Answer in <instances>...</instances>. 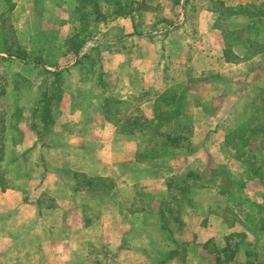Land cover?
Listing matches in <instances>:
<instances>
[{
	"label": "rangeland",
	"instance_id": "374dc122",
	"mask_svg": "<svg viewBox=\"0 0 264 264\" xmlns=\"http://www.w3.org/2000/svg\"><path fill=\"white\" fill-rule=\"evenodd\" d=\"M15 1L19 6L16 26L24 46L32 53L50 52L49 62L67 71L61 80V91L51 88L48 94L54 96L50 101L54 121L39 134L52 133L41 139L44 146L39 144L34 151L23 154L18 164L10 165L19 171H11L8 177L16 176V184L29 191L31 177L45 176L44 188L68 202L78 201L85 216H78L82 233L73 234L69 254L63 255L61 249V255L54 261L50 246L70 236V230L76 229L71 225L74 221L69 222V230L64 229L60 214L35 216L24 207H4L0 197V264H136L142 254L141 264H231L230 250L219 252L214 243L208 244L207 261L201 256L204 251L188 250L201 229H209L214 242L221 247L231 236L228 237L231 245L237 243L236 248L241 251L236 256L239 260L244 259L246 250L264 262V233L258 242L253 237L264 227L261 185L264 180L248 176L243 170L248 152L254 147L240 150V156L237 153L232 156L235 151L228 155L218 150L225 132L238 128L249 117L253 94L250 90L260 84L264 86V57L242 64L227 62L224 30L241 26V38H258L264 45V17L257 21L252 14L236 13L243 7L264 9V0H184L186 13L181 19L178 15L182 8L171 0H143L140 5L134 4L138 8L134 15L141 29L136 31L139 36L135 38L124 37L125 32L132 31L131 20L111 15L116 6L107 0L100 4L108 20L102 17L97 20L92 15L89 23L75 11L79 0ZM129 2L122 0L125 6ZM7 5L14 4L11 1ZM231 8L236 11H229ZM210 9L219 14L214 27L216 14L208 13ZM180 20L183 25L168 29V25ZM142 32L149 35L144 33L141 37ZM73 37L76 41L84 40L83 45L95 39L97 46L76 61ZM243 39L235 49L246 56L251 49ZM136 52H147L149 61L140 60ZM26 68L23 63L8 66L0 62V110L5 113L7 103L20 99L25 106L24 120L21 130L17 125L14 131L25 143H32L37 133L32 132L31 125L40 119L34 118L31 103L37 100L36 91L42 80L53 82L55 76L38 74L36 70L24 76ZM18 72L19 78L15 76ZM221 72L225 77H221ZM102 78L108 83L106 91L100 83ZM11 80L18 84L21 97L16 98L14 92L8 91ZM31 84L32 89L26 92L24 89ZM176 88L188 90L190 97L182 103L183 112L179 114L171 107L176 102L169 99L170 95L175 96ZM44 104L40 105L39 118ZM171 111L173 115L167 116ZM2 117L7 118V114ZM190 118L193 125L185 132L190 135L189 145L177 148L163 145L160 156L141 158L147 160L144 165L138 162L137 154L145 149L154 147L161 152L160 143L152 140L153 135L173 132L180 122ZM137 120L138 125H132ZM10 123L6 129L5 124L3 128L0 126V138L13 130ZM259 140L256 147L260 148L264 139ZM11 158L12 155L10 164ZM226 161L229 171L227 167L224 169ZM188 168L201 172L200 183L207 184L210 191L193 189L194 185L184 190L181 182L179 187H169L174 182L170 179L174 176L177 182V174L181 178ZM81 169L113 176L118 184L113 198L74 197L71 189L76 179L70 171ZM234 175L246 181L236 196L248 199L244 207L228 204L222 193L232 191L226 178ZM173 196H181V203ZM135 211H143L144 216H134ZM162 212L166 216H161ZM237 223L236 228L230 227ZM165 225L170 232L162 228ZM25 226L34 227L25 238L21 241L18 238L11 245ZM241 229L253 233L251 241ZM109 240H116V250ZM173 258L174 262H168Z\"/></svg>",
	"mask_w": 264,
	"mask_h": 264
},
{
	"label": "crops",
	"instance_id": "0c3cea01",
	"mask_svg": "<svg viewBox=\"0 0 264 264\" xmlns=\"http://www.w3.org/2000/svg\"><path fill=\"white\" fill-rule=\"evenodd\" d=\"M11 1L14 4L12 7L7 5V2L11 3ZM134 1H136V3L138 5H140L143 2V0H134ZM16 2L17 1H15V0H0V62H4L8 66L9 65H13V63L14 64L15 63H17V64L23 63L24 65L27 66V68L25 70V73H23L24 76H26L27 74H29L31 72H36V71H38V74H50V75H53L51 72H54V71H63L65 73L67 71L66 68L63 67V66H60L59 64L50 65V64H46L44 62L43 63H36V61H34L31 57L29 59H22V58H19V57L15 56L13 54L14 50H16L18 45H24L25 44V42L21 40V38L19 36L18 27L16 26V24H17V22L15 20V18H16V10L19 9V6L17 5ZM183 3H184V0H181L180 6H177V7H181L182 8V11L179 12L178 19L179 18L180 19L183 18L185 13H186L185 12L186 7H185V5ZM182 4L184 6H182ZM46 9H47V6H46ZM36 12H37V10H36ZM207 12L211 13L212 15L216 14V16L213 18V22H212V25H213L212 27H214V19H218V15L219 14L217 15V13H216L217 11L216 10H212V9L208 10ZM136 17H137L136 15H134V17L131 16V15L122 17V18H129L131 20V25H132V31L130 33H126L125 32L124 37H126V38H135V37L139 36V34L136 32V29L139 28V24H138L139 22H137ZM6 18H7V21H5ZM9 18H12V20L10 21ZM216 21L217 20H215V22ZM177 24L183 25V20H180L179 22L172 23V25H168V29H175L177 26H179ZM175 25H177V26H175ZM160 32H162V31H160ZM144 33L143 32L140 33L141 37L146 34V33L145 34ZM155 33H158V31L155 32ZM146 35H149V34H146ZM242 41H243V43L248 44V46L250 47V44L248 42H246L244 39ZM94 43H96L95 39L94 40L90 39L87 43H85L82 46V48L80 49L79 53H76V55L78 56L76 61H78L81 57L85 56L90 49H92L95 46H97V44L95 45ZM235 48H236V46H234V50H235L236 55L238 57H233L234 59L229 60V61L226 59V61L229 62V63L242 64V63H246V62H251V61H253L254 59H256V58H258L260 56L264 57V52H260V51H258V49H252L250 47V49H251L250 53L247 54L246 56H241L239 53H237ZM136 53H137V56L140 57V60L149 61L148 60V56H147V52H136ZM118 54H120V53H114L115 56H117ZM63 56H68V55L64 54ZM224 56H225V54H224ZM60 59H62V57H60ZM151 59H153V58H151ZM8 69H10V68L8 67ZM19 73L20 72L15 74V76L17 78H19L18 77ZM220 74H221L222 78L225 77V74H223L222 72ZM211 76H212V74L209 75V77H211ZM13 77H14V73L11 72V78H13ZM15 80L9 81V85H11V89H8V91L14 92L15 93V97L19 98L22 95V91H20L19 86L15 82ZM100 83H101V86L104 88V91H106V88L108 87V83L105 82L103 80V78L100 81ZM32 85L33 84H31L27 89H24V90L26 91V90L32 89ZM51 88H53V82H50L47 79H45V81L42 80L41 84L38 86V89L36 91L37 100L34 102V104L31 103V106H30L31 109H32V106L34 105V108L32 109L33 113H34V118L35 119H40L38 122H34L31 125L32 132L33 133H35V132L37 133V134L35 133L36 136L34 137L35 139H34V141L32 143L31 142H28V143L26 142L25 143V139L23 140V138H21L20 134L18 135L14 131L16 129L17 125H18V130H21V128H22L21 124H22V122L24 120V109H25V106L22 104V102L21 103L19 102L20 99L14 100L11 104L7 103L8 104L7 105L8 108L5 110V114H7V118H5V122H4L5 129L8 127L9 121L12 120L11 118H12V114L13 113H11V110L14 109V111H15V110H18L20 108L21 112H20L19 119L16 120V124L17 125L15 127H13V122L12 121L9 124L10 128H13V130H8L6 132V134L3 136V138H0V140L4 143V152H5L3 160L0 161V168H2V169H0V171H2L1 175H0V179L2 178L1 179L2 181L0 180V197L2 198V205H4V207L5 206H11V208H14V209L24 207V209H27L28 211L32 210L34 212V214H36L35 216L42 217V216H45V215H49L50 213H54L56 215L60 214V216H61L60 217V222L62 221V224L65 227L64 229H68L69 228V222L71 223V220L74 221V224H71V225H73L76 229L70 230V236H68V238H65L64 242H60V243H58L56 245H51L50 246L52 254L54 256L53 260L55 261L61 255V253H62V251H60L61 249L64 250L63 251V255H65V253L69 254V249H70V246L72 245L73 234L75 232H78V233H76V235L79 236L80 233H82V228H81L82 225L80 223V219H79L80 217H78V216H85V214H84V211L82 210V208L79 206V202L78 201H71V202L69 201L68 202L67 200H65V198H61V197H58L55 194L49 193L44 188L43 179H44L45 176H42L41 179L40 178L37 179V178H32L31 177V181H30V185L31 186H30V188H28L29 191L24 190L25 187L22 188V186H20L22 184H20V185L16 184V181H17L16 176H13L11 178L8 177V174L11 171H13L15 173H17L19 171V169H12V167H15V166H12L10 168V165L18 164L19 161H20L19 159L22 157L23 154L29 153L31 151H34L38 147L39 144L44 146L45 142L43 144L41 139H47L45 136L52 133V131H48L43 136H41L39 134V132L42 131L44 129L43 127L46 126L47 124L42 119V113L40 115V118H39V115H38L40 105L43 102L44 93L49 91ZM261 89H264L263 84L257 85V86H255L254 88H252L250 90V91H252L251 93H253V94H252V96L250 98V102H249L250 109H251L249 117L240 126H238V128H236L234 130H228V132H225L224 138H222V143L220 144V147L218 149L219 151H221V152L225 151V152H227L228 155H230L229 154V149L227 147L228 139H229L230 135L237 136L239 134L238 130L242 127V125H244L251 118V114H252L253 107H254L253 101H254V99L257 96L256 94ZM8 91L6 90L5 93L7 94ZM184 91H185L186 97L190 98L189 95H188L189 91L188 90H184ZM179 92H181L180 88H176L174 90V93H179ZM38 105H39V107H38ZM104 110H105V106H104ZM51 115H52V113H51ZM263 116H264V111H263L262 117L259 116V118H257V120H256V123H258V125L264 123ZM53 117L54 116H52V120L54 119ZM216 117H218V116H216ZM105 118H106L105 120H107L109 117H105ZM188 121H189L190 125H193L192 118H190ZM25 138H26V136H25ZM259 138H262V140H263L264 139V135H262V134L258 135L257 134V136L253 137L252 138L253 141H252L251 145L249 147H247V148L254 147V148H258L259 150H261L262 147L264 146V142L263 141H262V147H260V148L258 146L256 147V144L260 143ZM18 147H20V149L22 150L21 152H19L20 150H18L19 149ZM247 148L242 149V150L246 151ZM249 153L250 152H248V154ZM218 154L219 153H217L216 156H218ZM11 155H12V158H11V162L12 163L10 164L9 163V159H10ZM190 155H193V153H191ZM82 156L84 157L83 150H82ZM232 156H230V157H232ZM135 160H136V158H135ZM137 160H138V162L140 161L138 159V157H137ZM140 162H142L141 164L147 163V162H143V161H140ZM8 164H9V167H8ZM223 165H224V169L225 170H226V167H227V171L230 170L229 161H226V163L223 164ZM245 165H246L245 166L246 168L243 167L244 174H247L248 176L251 175L252 177H256V178H260V179L264 180L263 176L260 177V176H258L256 174H254V172H252L249 169V167L247 166L246 161H245ZM263 167L264 166H262V170L261 171L264 170ZM191 171L197 172V170L194 169V168H188L186 170V172H191ZM227 171H225V172H227ZM70 173L72 175H74L73 177L76 179V183L73 186V188L71 189L72 195L74 197H79V199H80V197L82 198V197H84L86 195V196L91 197V198L104 197L105 199H111V198H113L114 194L116 193V190H117L116 188L118 187V184L116 182V179L113 176L103 175V174H94V173L87 172V171H85L83 169H81V170H72V171H70ZM198 173H201V172H198ZM81 174H84V175H86L88 177H92V178L108 179V180H110L111 188L107 192H104L101 189L84 186V185H82L80 183V178L78 177ZM177 175H178L177 176V181L180 183V180L178 178H180L181 174L179 173ZM3 178H5L6 180H4ZM34 179H36V180L32 182V180H34ZM173 179H175L174 176H173ZM230 181H232V186L230 187L232 189V191H230V192L222 191V193L226 195L227 203L230 204V205L231 204L232 205L233 204H238V205H240V207H244V204L246 202H248L247 201L248 199L246 197H243V196H241V198L239 199L236 196L238 195V191L245 187V185H243V183H246V181L242 180V179H239L237 175L235 177L231 178ZM61 183H63V182H61ZM190 184L197 186V187H194L193 189L197 188V189H200V190L204 189L206 191H210V188L207 187V184L197 185V184L194 183V181H190ZM236 185H238V186H236ZM261 185L264 186V183H262ZM174 186L179 187L178 185H174ZM8 199H12V200H10L8 202ZM177 199H179L178 203H181V201H182L181 196H176V200ZM87 208H89V206ZM143 211L142 212L140 211L141 213H138L139 211H135L134 216H135V214L137 216H144ZM162 214H161V216L165 215L164 212H162ZM89 225L90 224H88V226ZM238 225H239V223H237L236 225H230V227H232L234 229ZM240 226H242V225H240ZM32 227H34V226H28V227L25 226L24 229H23V232H20L19 234H17L19 236L15 237V240H12L11 245L16 244L17 241H18L17 240L18 238H19L20 241L22 240V238H25V236L28 234V232H30V230L33 229ZM162 228H164L168 232H170L169 226L165 225V226H162ZM9 231H10V234H13V232H11L13 230H9ZM235 231H237V229ZM241 231H244V233H246L245 238H247L249 241H251L250 237H252L253 233L251 231L246 230V229H244V230L241 229ZM262 232L264 233V227L258 233V236H254L253 235V237H256L255 242L256 241L258 242L260 240V237H261L260 234ZM233 233H235V232H233ZM197 235L198 236L196 237L197 238L196 241H194L193 243H191L189 245L188 250L190 249V251H191V250L196 248V249H199L200 251L201 250L204 251L203 252L204 254H201V256L206 261L209 260V255H210L209 254L210 251L208 250V248H209L208 244L210 243V245H211V243H214L215 247L218 249L219 252H225V250H227V251L230 250L229 253L231 254V257L228 256V259H229L228 261L232 262L231 264H264L263 261L257 260V257H255L254 252H251V251L247 252L246 250L244 251V259L239 260L236 256H237V254L239 255V253L241 251L236 248L237 243H235L236 246H232L231 245V241H230V239H228V237H231V236L227 237L228 242L226 243V245L221 247L216 242H214L212 236L210 235L209 229H201V233L198 232ZM108 237H111V236L108 235ZM109 241L112 242L111 245L116 250L118 248L116 240L115 241L114 240L113 241L109 240ZM140 259H141L140 262H138L136 264H141V261L143 259V254H142V256H140ZM175 260L176 259L173 258V259L169 260L168 262L172 263Z\"/></svg>",
	"mask_w": 264,
	"mask_h": 264
},
{
	"label": "trees",
	"instance_id": "16d2710c",
	"mask_svg": "<svg viewBox=\"0 0 264 264\" xmlns=\"http://www.w3.org/2000/svg\"><path fill=\"white\" fill-rule=\"evenodd\" d=\"M76 1L78 2V0ZM101 1L102 0H79L80 4L76 6L75 11L80 16V19H82L84 22L87 21L88 19L87 23H89L90 19L92 18V15L97 16V20H99V18L102 17V20L107 21L108 19L106 18L102 10L101 4H100ZM107 1L110 4H114L116 6L113 12L111 13V15H114V17L116 16L123 17V16H130V15L134 17V11L138 9L136 8V6H134V4L136 3V1L134 0H130L129 5H126V6L122 3V0H107ZM171 2L173 3V5H176V6H180L181 4V0H171ZM229 11L233 12L236 10L231 8ZM224 12L222 11L221 13H224ZM236 13H238V15L252 14L251 17L256 18L257 21H261L260 18L264 17L263 8L250 9V8L243 7L239 10V12H236ZM164 21H168V20L165 19ZM239 27L231 31L228 29L224 30V33H225L224 54L228 61L234 59L233 57H238L234 50V46L238 44L241 39H243L241 38L242 34H241V31H239L241 28ZM136 31L141 32V29L137 28ZM37 35H41V34L38 32ZM244 40L250 44V47L252 49H258V51L264 52V45H262L263 42H261L258 38L256 40L255 38L251 36H247V38H244ZM71 42L75 43L74 49L72 51L75 53H79L80 49L83 46L84 40L76 41L75 38L73 37L71 38ZM13 54L22 59H29L31 57L34 61H36V63L44 62L50 65H57V63L49 62L50 55H51L50 52L32 53L30 52V49L28 50L24 45H18L16 50H14ZM51 73L55 76V80L53 81V90L55 92H58L59 90L61 91V87H62L61 80H62V76L64 72L54 71ZM48 94H50L49 91L44 93L43 102L45 104L42 108L41 113H42L43 121H45L47 125H50L53 122L52 115H51L52 110H51L50 101L51 99H53L52 97L54 96L53 94H51V96H48ZM256 95L257 96L253 101L254 107H253V111L251 114V118L244 125H242V127L238 130L239 134L237 136L230 135L228 139L227 147L229 149L230 154L232 151H235V153H233L232 155H235L236 153L239 155L240 150L249 147L253 141L252 138L257 136V134L264 135V123L259 124V125L258 123H256L257 118H259V116L262 117L263 111H264V89H261ZM169 99L174 100L176 102V104H171V107H174L173 112L175 114H179L183 112L181 110V106H182V103H184V100H186V95H185L184 90H181V92L179 93H175V96L170 95ZM169 99H166V100H169ZM13 112L15 113L14 115L12 114L11 121L13 122V127H15L17 125L16 120L19 119L20 117L21 109L19 108L18 110H15ZM173 112L172 111L169 112L167 116L173 115ZM3 115H5V113L0 110V126L2 128L4 127L3 124L5 122V118L2 117ZM263 119H264V116H263ZM138 123L139 122L137 120L136 122H133L132 125H138ZM176 128L177 129L174 130L173 132H168L164 135H159V134L153 135L152 140L155 141L157 145H159L160 143L159 146L161 148V152H157L158 150L156 148L151 147V149H145L143 152H140L139 154H137L138 159L140 161L146 162L147 161L146 159H141V158L143 157L153 158L156 155L160 156L162 153L163 145H167V146L172 145L176 148L189 145L190 135L185 134V132L190 128L189 122L184 120L180 122ZM157 130H159V128L155 124V131L157 132ZM159 138H161V140H158ZM4 154H5L4 143L0 140V161L3 160ZM246 163L249 169L252 172H254V174L262 177L264 175V173L261 171L262 166H264L263 147L261 150H259L258 148H252V150H250L249 158L246 160ZM78 177L80 178V183L84 186L101 189L104 192H107L111 188L110 180L108 179L92 178L84 174H81ZM178 179L183 184L184 190L190 189V187L192 186L190 184V181H194V183L197 185H202V182L200 183V181L202 180V175L195 171L188 172L187 174H184L181 178H178ZM170 180L174 182H170L169 187H172L173 185L179 186L180 183L178 181L175 182V179H170ZM226 183L232 186V181H230V178H226ZM194 187H197V186L194 185ZM173 197L176 198V196H173Z\"/></svg>",
	"mask_w": 264,
	"mask_h": 264
}]
</instances>
